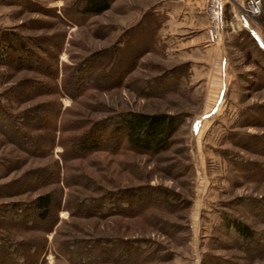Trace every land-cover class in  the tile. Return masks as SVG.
<instances>
[{
	"label": "rangeland",
	"instance_id": "1",
	"mask_svg": "<svg viewBox=\"0 0 264 264\" xmlns=\"http://www.w3.org/2000/svg\"><path fill=\"white\" fill-rule=\"evenodd\" d=\"M81 2L0 0V31L42 60L0 61V120H14L8 133L0 126V240L25 255L0 245V264H264V52L253 38L264 47V0L255 19L242 9L249 1L226 3L215 42L206 0L207 51L186 45L193 22L180 29L157 0H114L91 16L78 14ZM78 73L89 78L81 86ZM129 111L177 116L170 149L123 144L64 158L62 142ZM23 136L44 140L30 150ZM151 187L148 205L96 212L106 193ZM45 194L47 219L12 218ZM232 219L255 236H240Z\"/></svg>",
	"mask_w": 264,
	"mask_h": 264
},
{
	"label": "trees",
	"instance_id": "2",
	"mask_svg": "<svg viewBox=\"0 0 264 264\" xmlns=\"http://www.w3.org/2000/svg\"><path fill=\"white\" fill-rule=\"evenodd\" d=\"M113 2L114 0H82L80 8L76 9V11L82 16L97 15L110 9ZM253 38L257 41L259 48L264 52V47L262 46L261 42L258 41L256 37ZM0 61L8 65L35 67L38 64L40 65L42 60H40V58L30 50L24 40L12 32L3 30L0 31ZM81 75V73L74 75V81L72 84H79L80 86L81 84L83 85L86 81L85 78L87 77L84 76L83 78ZM80 86L77 89L82 90L84 87ZM69 87L70 89L73 88L67 84L66 89L69 90ZM2 116L4 119L0 120V126L5 133H8L7 129L10 127L9 124H11L14 120L9 123L7 115L4 113ZM34 117L37 119L40 118L36 114ZM179 125V118L167 113L148 114L138 111L118 113L111 118H107L103 121L93 124L92 127L86 131H83L77 136H71L69 140L67 139V141L70 142H62V145L66 147L67 151L64 154V158H70L71 152L77 155H79L78 153H83L84 155V152L89 153L101 148L118 150L123 144H127L132 149L138 151L158 155L170 149L173 136L176 133ZM45 127L50 131L49 139L47 140L46 138L45 140L54 145L56 141V132L58 130L61 131V128L59 129L57 124L50 125V128L47 125ZM14 128L17 130L16 126H14ZM78 128L80 127L68 126V128L64 127L63 131H70ZM22 138L23 140L20 142L22 145L24 143H28L34 146L33 148H29L27 145H24L25 149L30 150L39 149V143L41 140H44L41 137H39L41 140H34L28 138L27 136H23ZM69 143L70 145L68 146L67 144ZM148 189L149 188H132L125 189L120 192H111L110 194L106 193L102 196V198L93 200L96 202L94 203L95 205H103V209H97L98 211L96 212L98 214L105 215L113 211L126 212V210L130 208L134 209L137 207L138 209V207L148 205L151 202L149 196L153 195V192L156 193L158 190L155 187H151L150 190ZM149 192L152 194L149 195ZM152 201H156L153 196ZM52 205L53 197L51 194L40 195L33 202L27 204L26 207L12 209L11 215L14 220L20 222L25 219L28 221V225L33 226L35 224L33 215L36 214L41 220L47 219L51 214ZM231 224L235 231L243 238H253V236H255L253 229L244 222L238 219H232ZM0 243V245H2L10 255L19 256V259L23 258L24 260L25 255H23L21 247L14 244H9L4 240H0Z\"/></svg>",
	"mask_w": 264,
	"mask_h": 264
},
{
	"label": "crops",
	"instance_id": "3",
	"mask_svg": "<svg viewBox=\"0 0 264 264\" xmlns=\"http://www.w3.org/2000/svg\"><path fill=\"white\" fill-rule=\"evenodd\" d=\"M158 8L164 11L168 18L175 21L180 29L185 27V22L190 23L192 29L190 31L192 39L186 44L190 47L198 46L199 49L203 48V51L209 50V44L207 43V25L205 24L207 16L205 12L206 0H157ZM235 13V12H234ZM236 18V14H234ZM244 27H248L247 22H245ZM194 33V34H193ZM206 41V42H205ZM203 44V45H201ZM197 47V48H198Z\"/></svg>",
	"mask_w": 264,
	"mask_h": 264
},
{
	"label": "built area",
	"instance_id": "4",
	"mask_svg": "<svg viewBox=\"0 0 264 264\" xmlns=\"http://www.w3.org/2000/svg\"><path fill=\"white\" fill-rule=\"evenodd\" d=\"M233 0H211V5L209 7L208 13L210 15L211 21H212V26L209 30V35L211 41L215 42L216 39L219 36V31H221L223 27V16H224V8L226 3H229ZM249 1V6L248 7H243L242 8L245 12V14L250 17L255 19L259 15L262 14L263 11V5H262V0H246ZM242 3L241 1H236L234 0V3Z\"/></svg>",
	"mask_w": 264,
	"mask_h": 264
},
{
	"label": "bare ground",
	"instance_id": "5",
	"mask_svg": "<svg viewBox=\"0 0 264 264\" xmlns=\"http://www.w3.org/2000/svg\"><path fill=\"white\" fill-rule=\"evenodd\" d=\"M237 4L240 6L241 4L237 2Z\"/></svg>",
	"mask_w": 264,
	"mask_h": 264
}]
</instances>
